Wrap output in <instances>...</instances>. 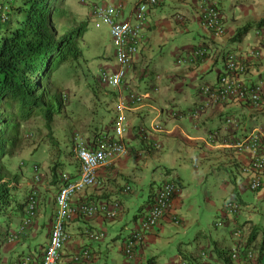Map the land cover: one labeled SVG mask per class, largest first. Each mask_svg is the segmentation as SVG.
<instances>
[{
    "label": "crops",
    "instance_id": "0c3cea01",
    "mask_svg": "<svg viewBox=\"0 0 264 264\" xmlns=\"http://www.w3.org/2000/svg\"><path fill=\"white\" fill-rule=\"evenodd\" d=\"M86 1L89 4L82 1L85 5L83 12L87 10L94 23L92 10L96 4L122 2L125 5L124 17L133 20L139 0ZM212 1L225 16L226 33L223 36L214 37L202 30L199 0H159L158 4L149 7L140 52L134 57L124 84L109 88L102 85L96 76V89L98 87L103 92L98 96L106 103L108 113L103 119L104 114L100 113L99 128L92 127L96 132L89 134L92 128L90 125L86 127L88 139L99 132L112 130L119 95L136 90L145 94V98L127 111L132 127L124 141L131 150L130 155L115 158L110 169H101L100 185L86 188L73 200L74 204L119 200V216L115 220H109L102 214L75 217L67 224L72 240L62 250L58 264H127L131 261L136 264H236L231 257L236 248L241 255L254 250L257 264H264V175L261 187L251 190L250 176L243 172L250 162V152L229 145V142L242 139L254 129L262 132L264 142V89L263 104L259 109L246 102L231 100L211 105L197 118L190 115L206 101L199 92V86L218 80L224 70V56L230 50L245 55L249 62V69L243 76L246 81L264 79V40L255 33L264 22V0ZM178 15L183 19L179 20ZM244 27L248 29L236 39ZM199 45L209 49L207 58L196 64L179 62L181 57L185 58L192 48ZM252 48L261 50V56H247ZM101 67L109 70L117 67L115 48L112 66ZM173 111L182 116L174 117ZM227 117L237 119L239 125L227 124ZM154 123H161L164 131H153ZM143 127L161 142L160 149L146 146L140 134ZM73 129L70 128V132L64 130L66 137L71 136ZM59 132L61 130L57 134ZM71 145L67 150L69 155L63 154L60 159L62 169L57 178L55 174L52 180L49 176L48 159H43L42 155L37 161L43 176L39 186V212L26 239L2 245L1 264H16V260L26 254L36 261L41 259L55 214L60 175L69 172L76 177L80 173L79 163L70 152ZM40 149L31 153L36 154ZM43 153L46 154L45 149ZM31 174L30 166H26L18 185L17 193L20 195L28 194ZM169 179L181 185V192L174 198L172 208L180 223H175L170 213L164 216L137 245L131 260L124 254L125 242L150 209L158 188ZM50 183L57 185L54 191ZM127 186L131 187L130 192L124 191ZM138 187H141L140 191ZM142 194L147 196L143 195L140 200ZM228 199L241 203L238 215H229L223 210ZM133 202H136L138 212L132 215ZM21 218H11L10 231L17 228ZM217 222L222 224L217 225ZM237 229L243 231L241 239L234 236ZM87 230H102L106 236L95 241L86 235ZM85 247L91 250L90 258L74 262L73 254Z\"/></svg>",
    "mask_w": 264,
    "mask_h": 264
},
{
    "label": "built area",
    "instance_id": "2783aa9c",
    "mask_svg": "<svg viewBox=\"0 0 264 264\" xmlns=\"http://www.w3.org/2000/svg\"><path fill=\"white\" fill-rule=\"evenodd\" d=\"M159 0H139L134 9V18L124 17L125 5L122 2L117 4H96L92 10L94 25L100 27L105 24L109 27L112 44L115 48V60L117 67L109 70L100 67L98 70L99 82L109 88H118L125 82L128 70L133 64L134 57L140 52L144 38V26L147 21L149 7L158 4ZM200 2V25L203 31L214 37H221L226 33L225 16L220 8L212 0H199ZM1 19H7L6 14L0 13ZM182 20L183 16L178 15ZM256 35L264 40V23L259 25L255 31ZM209 49L207 46L199 45L192 48L189 55L181 57L182 64H196L207 58ZM251 58L261 56V50L252 48L247 53ZM249 69V62L245 55H240L235 50L228 51L224 56V70L218 80L213 84L204 83L199 86L200 94L206 98L200 106L190 112L191 117L197 118L199 114L211 105L235 100L246 102L252 107L261 108L263 101L264 79L256 81H246L243 76ZM62 100L67 102L69 94L62 93ZM145 94L136 90L128 91L125 95H119L116 102L112 130L110 132H99L91 139L81 133H75L71 152L79 163L80 173L73 177L69 172L60 175V186L55 196V214L49 233L47 246L40 260L36 261L30 254L19 257L16 264H58L62 250L72 240V235L67 230V224L77 216L93 217L102 214L109 220H115L121 212V202L113 200L97 204L91 201H82L74 204V198L88 187L100 185L99 173L101 169H110L115 158L128 156L130 148L124 141L126 133L132 127L128 117V109L143 102ZM174 117H181L179 112H172ZM227 124L239 125V121L233 117L225 119ZM152 130L159 133L164 131L161 123H154ZM142 140L151 149H160L161 142L153 138L151 132L145 127L140 129ZM27 139L33 138V133L26 134ZM231 147L248 149L251 159L248 165L243 168L245 175L250 176V189L258 190L262 185L264 175V142L263 134L260 130L254 129L242 139L236 142H229ZM26 165L25 161L21 162ZM32 176L27 195V202L24 214L17 228L12 229L7 236L8 243H19L30 234L31 227L37 217L40 208V190L42 181L41 166L34 163L30 166ZM125 192H130L131 187L127 186ZM181 185L172 179L164 181L156 191L150 209L142 216L136 229L127 238L124 245V254L133 260L137 245L142 242L146 234L156 226L167 214L175 223H180L179 216L172 212L173 200L180 194ZM242 209L239 201L228 199L224 202L223 210L229 215H238ZM217 222V225H221ZM86 235L95 241L102 240L105 231L87 230ZM236 239L243 237V231H234ZM91 256L88 247L80 249L73 254L74 262H83ZM236 264H257L254 250H247L242 255L238 249H233L231 254ZM1 264V262H0ZM127 264H136L129 262Z\"/></svg>",
    "mask_w": 264,
    "mask_h": 264
},
{
    "label": "trees",
    "instance_id": "16d2710c",
    "mask_svg": "<svg viewBox=\"0 0 264 264\" xmlns=\"http://www.w3.org/2000/svg\"><path fill=\"white\" fill-rule=\"evenodd\" d=\"M64 2L0 0V13L7 16L0 17V249L11 218L22 217L27 202V195L17 193L24 169L9 164L23 141V122L42 115L51 124L53 102L62 104L50 87L54 74L81 55L79 40L88 23H66L69 12Z\"/></svg>",
    "mask_w": 264,
    "mask_h": 264
},
{
    "label": "rangeland",
    "instance_id": "374dc122",
    "mask_svg": "<svg viewBox=\"0 0 264 264\" xmlns=\"http://www.w3.org/2000/svg\"><path fill=\"white\" fill-rule=\"evenodd\" d=\"M82 1L83 0H65L63 3V5L68 8L69 12L66 17V23L75 26L89 21L86 32L79 40L81 55L77 60L72 59L61 67H58L50 86L52 93L57 92L60 100L64 92L69 94V100L65 103L61 100V106L57 100L53 102L54 117L50 124L51 127L46 124L42 115L34 116L29 121L23 122V141L21 146L16 150L13 158L9 160V164L13 169L20 168L18 165H21V168L24 169L26 166H32L39 161V158L43 155L44 157L42 158L48 159L50 163L47 169L50 171L49 176L51 180L54 174L56 175L55 178L58 177V172L62 169L60 159L63 154H68L69 146L73 144L75 133L77 132L85 135L87 130L86 127L89 125L91 128L98 129V122L101 116L100 113L104 114L102 119L105 118L108 113L105 109L107 106L106 103L101 100V96H98L103 92L99 90L98 87L96 89L94 80L101 66H112L114 47L112 45L109 27L105 24L96 27L89 18V12L87 10L85 13L83 12L82 8L85 5ZM85 2L89 4L88 1L85 0ZM109 93L111 92L109 91ZM96 110L97 112L94 113ZM91 118L92 121L90 122ZM70 128L73 129V132L68 138L64 134V130L70 132ZM93 128L88 131L89 134L96 132ZM60 130L61 132L57 134ZM28 131L33 132V138H25V132ZM69 139L71 142H68ZM39 148L41 149L36 154L31 153ZM44 149L46 154L43 153ZM47 152L49 154H47ZM22 161H26V165H22ZM42 182L43 181H41L40 184H42ZM50 185L52 186V191L57 188L56 184L53 185L50 183ZM137 189L140 191L141 187ZM25 195L26 194H22L23 197H25ZM143 195L147 196V194H142L140 200ZM136 205V202H133V207L130 210L132 215L138 212Z\"/></svg>",
    "mask_w": 264,
    "mask_h": 264
},
{
    "label": "clouds",
    "instance_id": "9594fccd",
    "mask_svg": "<svg viewBox=\"0 0 264 264\" xmlns=\"http://www.w3.org/2000/svg\"><path fill=\"white\" fill-rule=\"evenodd\" d=\"M61 96H62V95H61ZM61 100H62V97H61ZM63 102H64V101H63ZM64 103H65V102H64ZM29 132H30V131H28V132H25V135H24V136H25V138H26V134H27V133H29ZM32 133H33V132H32ZM33 136H34V134H33ZM25 162H26V161H25ZM37 163H38V162H37ZM40 166H41V165H40ZM27 195H28V194H27ZM6 242H7V241H6Z\"/></svg>",
    "mask_w": 264,
    "mask_h": 264
}]
</instances>
